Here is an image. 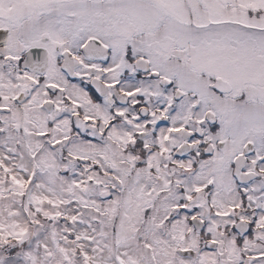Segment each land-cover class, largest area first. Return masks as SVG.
Wrapping results in <instances>:
<instances>
[{
	"label": "snow or ice",
	"instance_id": "6c2138e0",
	"mask_svg": "<svg viewBox=\"0 0 264 264\" xmlns=\"http://www.w3.org/2000/svg\"><path fill=\"white\" fill-rule=\"evenodd\" d=\"M0 264H264V0H0Z\"/></svg>",
	"mask_w": 264,
	"mask_h": 264
}]
</instances>
